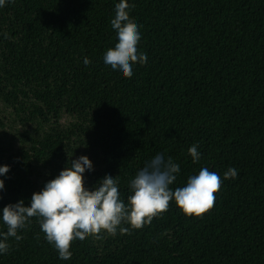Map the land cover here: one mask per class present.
Segmentation results:
<instances>
[{"label":"trees","instance_id":"16d2710c","mask_svg":"<svg viewBox=\"0 0 264 264\" xmlns=\"http://www.w3.org/2000/svg\"><path fill=\"white\" fill-rule=\"evenodd\" d=\"M120 0H6L0 7L2 210L87 156L85 186L129 182L158 153L180 173L207 167L223 184L213 209L169 210L131 234L72 243L61 260L38 218L9 237L0 264H264V0H128L147 63L130 78L104 63ZM87 57L91 63L84 64ZM198 145L193 163L188 149ZM237 170L227 180L223 174ZM128 227L127 225H124Z\"/></svg>","mask_w":264,"mask_h":264},{"label":"clouds","instance_id":"9594fccd","mask_svg":"<svg viewBox=\"0 0 264 264\" xmlns=\"http://www.w3.org/2000/svg\"><path fill=\"white\" fill-rule=\"evenodd\" d=\"M5 4L6 0H0V7ZM130 7L134 6H130L128 0H120L115 5L110 25L117 34L118 42L107 49L103 57L106 65L128 78L133 74L134 64L144 65L148 59L147 54L138 48L142 37L139 26L130 17ZM83 62L85 65L91 63L87 57ZM188 153L193 163L200 161L198 145L193 144ZM9 171V166H0V176ZM86 171H94L93 163L87 156L70 159L69 165L55 179L32 195L30 206H25L23 200L5 206L2 221L7 231L0 232V254L9 251V237L16 241L23 239L18 231L29 226L31 218L35 217L59 258L69 260L74 241H84L88 237L101 239L103 233L116 235L117 231L131 234L130 229H142L166 213L172 201L184 215L201 218L213 209L216 194L223 184L218 173L202 167L198 174L187 179L184 186L173 190L170 186L180 173V166L171 157L165 159L163 154L158 153L130 180L131 194L125 202L120 196L118 176L106 175L94 190H89L85 186ZM236 176L237 170L229 168L223 179ZM4 188L5 182L0 180V191Z\"/></svg>","mask_w":264,"mask_h":264}]
</instances>
